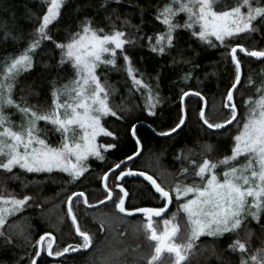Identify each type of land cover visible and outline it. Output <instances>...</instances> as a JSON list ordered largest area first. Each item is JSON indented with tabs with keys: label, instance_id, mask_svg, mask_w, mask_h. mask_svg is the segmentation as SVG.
<instances>
[{
	"label": "snow or ice",
	"instance_id": "snow-or-ice-1",
	"mask_svg": "<svg viewBox=\"0 0 264 264\" xmlns=\"http://www.w3.org/2000/svg\"><path fill=\"white\" fill-rule=\"evenodd\" d=\"M46 11L40 17L35 36L29 44L18 54L7 58L0 64V170L5 174L4 181H0V242L5 245L15 243L12 236L4 231L8 218L17 213H23L30 202L35 203L30 195L18 196L7 192L8 180H19L20 175L14 172L19 168L26 173H66V182L75 184L88 172L91 156L100 161L106 159L104 150H113L110 155L119 151L121 136L118 131L110 130L105 126L104 117H114L117 121H124L125 116L134 108L129 104L112 102V94L119 92L115 84L107 79V73L101 74L97 70L101 65L112 66L110 70L126 72L131 84L129 92H140L145 98V107L150 115H156V105L160 103V94L153 86L145 82L143 74H138L133 58L126 51V45H134L139 39H144V34L139 33L140 25H133L137 33H127L116 27V21L121 19L117 8H111L112 15L106 18L111 22V30L97 27L93 20L85 17L80 29L70 33L66 41L55 40L50 34V25L58 22L62 16V9L67 0H45ZM112 0H102L101 7L108 8ZM119 5L122 0H114ZM137 6L143 15V6ZM187 18L181 23L179 14ZM155 21H160L164 29L153 31L147 35V47L153 53L161 56L174 50L181 36L180 30H190L191 35L199 41L207 43L210 47L223 46L229 53L230 61L234 65L233 78L226 88L223 96L224 107L230 110L229 117L219 122H210L203 108L199 115L207 130H218L220 135L228 131L227 125L236 121L238 116L234 92L241 85L242 58L238 55L245 53L258 60L264 58V0H234L228 4L226 0H169L155 13ZM124 24H131L125 16ZM143 19L141 24H143ZM12 33L7 29L4 39ZM16 39L17 37H12ZM214 38V40H213ZM235 38V39H233ZM251 38L257 42V47L249 49L238 42L240 39ZM44 41H52L54 49L60 50V57L56 67L61 71H71L74 75L64 84L53 81L51 107L47 111H40L31 106L26 100H16L14 89L18 77L35 65L36 50ZM216 42H219L217 44ZM118 50L123 56V64H118ZM175 62V60H173ZM264 62V61H262ZM71 66L70 69L68 66ZM196 67V66H194ZM191 77V72L185 73V79ZM157 81L160 77L157 75ZM248 84H253V78L248 76ZM184 91L181 100L189 95ZM257 97L248 96L244 100L247 106L246 115L237 121V132L232 137L234 141L231 154L222 159L212 160L204 155L201 161L190 160L192 167L181 169L182 179L174 186L165 187L147 171H139L126 166V161H131L133 152L108 167L102 175L106 194L103 199H98L97 205H104L105 201H112L119 213L131 215L143 213L146 217L144 223L145 235L149 244L154 249L140 256L134 264H182L187 258V253L192 250L201 236L207 235L214 239L224 237L225 234L235 235V239L228 245L233 252L239 250V264H264V247L248 252L247 243L240 238L241 233L252 235L249 225L255 221L264 230V81L256 88ZM196 96H201L199 91ZM123 99V93H121ZM15 107L21 114L19 125L12 120L13 113L7 109ZM40 121L45 124L41 126ZM186 122V113L181 109L174 126L166 131H159L160 136H169L176 133ZM138 121L127 125L125 135L134 139L137 147L142 145L138 134ZM50 125V127H49ZM153 131H157L155 128ZM49 133H56L57 143L50 142ZM101 134L111 137L112 140L103 145L97 142ZM216 133H213L215 135ZM213 146L207 144L203 152L210 153ZM192 150L185 155L188 159ZM243 157V160L240 158ZM177 156V159H180ZM223 167L221 174L216 170ZM116 170H119L117 173ZM115 181H122L125 177L138 175L149 182L150 194L160 202L156 207L126 208L125 200L129 198V190L124 183L113 182L109 185V173ZM191 182H185L188 180ZM26 186V185H25ZM114 189L120 192L115 193ZM154 189V191H152ZM191 194V195H190ZM75 198V199H74ZM82 199L84 205L92 207L89 197L84 191H72L67 196V216L71 217L75 232L82 242L67 244L58 249L53 248L52 232L45 231L34 240L35 251L29 264H37V257L42 251L49 257H64L66 253L89 249L93 245V236L88 231L82 230L77 220L74 207ZM174 200L179 204V209L186 214V232L183 239L178 234L181 232L179 223L176 222V213L169 219L163 220V229L156 227L153 217H160L169 210ZM40 206V205H37ZM15 226V222H13ZM104 225H100L102 231ZM19 235L25 240L31 235L26 229H21ZM45 237L48 240L45 244ZM179 241V242H178ZM168 255L165 256L164 254ZM109 264H116L109 260ZM126 264V262H121Z\"/></svg>",
	"mask_w": 264,
	"mask_h": 264
},
{
	"label": "trees",
	"instance_id": "trees-1",
	"mask_svg": "<svg viewBox=\"0 0 264 264\" xmlns=\"http://www.w3.org/2000/svg\"><path fill=\"white\" fill-rule=\"evenodd\" d=\"M138 2L143 6V15L137 6V0H122L119 5L112 0L107 9L101 7L102 0H67L61 18L58 22L54 21L49 28L55 40L66 41L71 32L80 29L81 22L87 17L93 20L95 26L104 27L108 31L111 30L112 25L106 17L112 15L111 8H117L121 19L116 21V27L124 30L126 34L137 33L138 29L133 25H140L139 33L144 34L145 38L137 40L134 45H126V51L132 56L138 74L142 73L145 82L150 83L160 94V103L155 108L156 115L148 113L145 98L140 92H129L131 81L125 71H113L110 70L112 66L101 65L97 71L101 74L107 73L108 81L120 89L119 92L112 94L113 104H129L134 108L125 116L124 121H117L114 117H104V121L107 122L105 126L110 130L118 131L121 136L119 151L115 155H110L113 150L102 148L106 159L100 161L89 158L88 172L75 184L67 183L65 180L67 175L59 172L26 173L18 168L14 169V172L20 175V179L8 180L7 192L18 196L30 195L35 203L30 202L23 213L8 218L3 230L13 237L15 243L5 245L0 242V264H29L36 250L34 240L39 239L45 231L52 232L55 237L54 249L69 243L82 242V238L75 234L70 217L67 216V196L72 191H84L92 205H96L98 199H103L106 194L103 188V173L110 165L138 151L133 138L125 135L128 124L138 121L137 125L145 124L152 130L155 128L156 134L159 131H166L174 126L178 115L181 114V95L189 89L192 90L189 93L196 91L201 93V97L206 101L205 115L210 122H219L229 117L230 110L224 107L223 94L233 78L234 65L230 61L228 51L223 46L210 47L192 36L190 30L182 29L178 45L170 53L161 56L151 52L147 47L146 37L153 31L164 29L160 21H155V13L158 7H162L169 0H138ZM226 3L232 4L234 0H226ZM44 11H46L45 0H0V64H3L7 58L18 55L34 38L35 29ZM125 16L131 24L123 23ZM186 18L183 13L179 14L181 23ZM112 19H115L114 15ZM142 19L143 24H141ZM6 29L12 35L4 39ZM13 36L17 38L13 39ZM238 42L249 49L257 47V42L251 38L240 39ZM54 47L52 41L42 43L36 50L37 54L34 58L36 66L18 77L14 89L16 100L23 98L29 105L37 107L42 112L51 107L53 81L64 84L74 75L71 71H61L56 67L60 50L55 49L53 52ZM119 53L120 50H118V64L122 65L123 56ZM238 55L242 58L243 86L238 85V90L234 92L238 116L236 121L227 127V132L220 135L219 131H206L207 128L202 124L199 115L202 100L193 95L187 96L184 101L186 122L182 130L161 138L155 136L146 127L139 126L141 151L126 166L147 171L163 186L170 187L182 179L183 167H192L190 160L199 162L204 155H207L215 161L229 155L233 146L232 137L238 130L237 121L247 113L244 100L248 96L254 97V91L260 84L257 76L264 73V62H262L264 60L248 58L239 51ZM68 67L70 69L71 66ZM188 72H191V77L185 79V73ZM157 75L160 77L159 81L156 79ZM248 76L253 78L251 85L248 84ZM7 111L13 113L12 120L19 125L21 114L15 107ZM40 124L43 126L45 122L40 121ZM56 136V133H49L50 142L53 144L57 143ZM111 140V137L103 135L98 142L103 145ZM207 144L213 146V151L210 153L203 152ZM189 149L192 150L191 155L185 159ZM177 156L181 158L177 159ZM4 178L5 174L0 170V181H4ZM114 181L115 177L109 175V185ZM115 182L124 183L129 190L130 196L125 200L126 208L160 206V202L150 194L149 185L144 180L127 176L121 182ZM0 191L4 190L0 188ZM118 192L119 189H114L113 200L116 199L115 193ZM74 211L81 229L92 234L93 245L83 253L64 256L57 261L46 256V250L42 251L37 264H109V260H114L116 264L121 262L134 264L140 256L154 250L149 244L154 245L155 242L149 241L145 235L146 217L143 213L131 215L119 213L112 201L95 209H87L82 199L74 207ZM180 214V223L185 234L186 216L182 211ZM158 219L153 218L154 221ZM101 224L104 225L102 231ZM249 228L252 232L251 237L249 238L245 231L241 233L240 238L253 252L257 248L264 247V230L255 221L251 222ZM21 229L31 233L27 240L19 235ZM235 238V235L229 236V234L216 239L207 235L201 236L182 264H239L240 253L233 252L228 247ZM46 242L47 240L45 244ZM143 264H147V261H143Z\"/></svg>",
	"mask_w": 264,
	"mask_h": 264
},
{
	"label": "water",
	"instance_id": "water-1",
	"mask_svg": "<svg viewBox=\"0 0 264 264\" xmlns=\"http://www.w3.org/2000/svg\"><path fill=\"white\" fill-rule=\"evenodd\" d=\"M239 51V50H238ZM246 57H248V58H251V59H254V60H258L257 58H255V57H249V56H247V54H245V53H243ZM259 60H264V58H260ZM238 87V86H237ZM190 95H193V96H196L195 95V93H189V95L188 96H190ZM187 97V96H186ZM186 97H184L183 98V100H181V109H183L184 110V112H185V109H184V101H185V99H186ZM196 97H198V96H196ZM199 98L202 100V108L204 109V111H205V109H206V101L201 97V96H199ZM200 120H201V122H202V124H203V120L201 119V117H200ZM234 122V121H233ZM204 125V124H203ZM139 126H143V127H146L147 129H149L155 136H157V137H161V138H163V137H168V136H160L159 134H156L149 126H147V125H145V124H139V125H137V127H139ZM206 128H207V125H204ZM228 126H230V125H227L226 127H228ZM178 130H180V129H178ZM177 130V131H178ZM211 131H216V132H218V130H214V129H212ZM173 134H175V133H172L171 135H173ZM171 135H169V136H171ZM134 140V139H133ZM138 148V151L137 152H139L140 153V151H141V146L140 147H137ZM138 155H134L133 156V159L134 158H136ZM132 159V160H133ZM131 160V161H132ZM128 162H130V161H126V164L128 163ZM112 173L110 172L109 173V175H111ZM130 177H132V178H137V179H141V180H144L145 182H147L146 180H145V178L144 177H140V176H138V175H131ZM148 183V185H149V182H147ZM150 186V185H149ZM103 188H104V184H103ZM105 189V188H104ZM105 191H106V189H105ZM153 191H154V189H153ZM109 201H105V204L106 203H108ZM87 209H95V208H98V207H100V206H103V205H93L92 207H88L87 205H84ZM170 210H171V205L169 206V210H167L166 211V213L165 214H162L160 217H154V218H162V217H164V216H166L167 214H169V212H170ZM70 219H71V217H70ZM74 226V225H73ZM74 231H75V226H74ZM75 234L78 236V234L75 232ZM79 237V236H78ZM46 240H48V237H45V241ZM54 243H55V239H54V241H53V246H54ZM88 249H82V250H79V251H77V252H72V253H66L65 254V256H69V255H74V254H77V253H83V252H85V251H87ZM41 254H42V252H41ZM41 254H40V256H41ZM45 254H46V256H48L47 255V252H45ZM40 256L39 257H37V262H38V260H39V258H40ZM49 257V256H48ZM51 259H53L54 261H57V260H59L60 258H62V257H50Z\"/></svg>",
	"mask_w": 264,
	"mask_h": 264
},
{
	"label": "rangeland",
	"instance_id": "rangeland-1",
	"mask_svg": "<svg viewBox=\"0 0 264 264\" xmlns=\"http://www.w3.org/2000/svg\"><path fill=\"white\" fill-rule=\"evenodd\" d=\"M213 40H214V38H213ZM258 79H260V83L262 82V81H264V73H260L258 76ZM260 85V84H259ZM259 85L257 86V87H259ZM256 87V88H257ZM254 98L255 97H257L258 96V93L256 92V89H255V91H254ZM101 136H103V134H101L100 136H98L97 137V142L99 141V138L101 137ZM99 143V142H98ZM233 143H234V141H233ZM101 145V144H100ZM102 150V149H101ZM230 154H231V152H230ZM229 154V155H230ZM89 158H96V157H94V156H91V157H89ZM241 160H243V157H241L240 158ZM19 169V168H18ZM21 170V169H20ZM223 167H220V168H218L216 171L218 172V173H220L221 174V178H222V172H223ZM53 172H58V171H53ZM41 173H43V172H41ZM44 173H47V172H44ZM63 174H65V175H67L66 173H63ZM191 195V194H190ZM176 202H173V204H171V210H170V214L168 215L167 214V217H164V218H162V219H158L157 221H155L156 222V227L158 228V229H160V230H162L163 229V227H164V225H163V220L164 219H169V218H171L172 217V214L173 213H176L177 215H176V222L177 223H179V225H180V227H181V232L178 234V236L180 237V239H182V237L184 236V233H183V230L184 229H182V225H181V223H180V217H181V214H180V212L182 211H180V210H178V207H179V204H175ZM183 212V211H182ZM185 216H186V214H185ZM109 226H111V224L109 225ZM179 242V241H178ZM112 244H113V242H112ZM109 249V248H108ZM190 251L191 250H189L188 251V253H187V256H188V254L190 253ZM238 252H239V250H237ZM248 252L249 253H251V250H250V248H248Z\"/></svg>",
	"mask_w": 264,
	"mask_h": 264
},
{
	"label": "flooded vegetation",
	"instance_id": "flooded-vegetation-1",
	"mask_svg": "<svg viewBox=\"0 0 264 264\" xmlns=\"http://www.w3.org/2000/svg\"><path fill=\"white\" fill-rule=\"evenodd\" d=\"M125 178H126V177H125ZM119 182H121V181H119ZM169 214H170V213H169ZM169 214H168V215H169ZM164 217H167V215H166V216H164ZM164 217H162V218H164ZM153 218H154V217H153ZM162 218H159V219H162ZM156 219H158V218H156Z\"/></svg>",
	"mask_w": 264,
	"mask_h": 264
}]
</instances>
